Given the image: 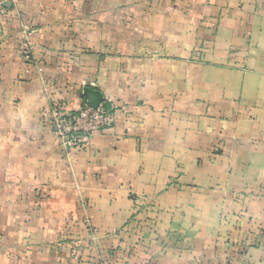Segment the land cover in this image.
<instances>
[{
	"label": "crops",
	"instance_id": "crops-1",
	"mask_svg": "<svg viewBox=\"0 0 264 264\" xmlns=\"http://www.w3.org/2000/svg\"><path fill=\"white\" fill-rule=\"evenodd\" d=\"M6 6L0 264H264V0ZM87 88L114 122L66 152Z\"/></svg>",
	"mask_w": 264,
	"mask_h": 264
},
{
	"label": "built area",
	"instance_id": "built-area-1",
	"mask_svg": "<svg viewBox=\"0 0 264 264\" xmlns=\"http://www.w3.org/2000/svg\"><path fill=\"white\" fill-rule=\"evenodd\" d=\"M0 0V16L7 12L6 3ZM30 57V53H27ZM53 133L66 152L78 148L84 139L92 137L114 122L113 108L105 98L96 107L85 103L72 116H65L60 109L53 108L49 113Z\"/></svg>",
	"mask_w": 264,
	"mask_h": 264
},
{
	"label": "water",
	"instance_id": "water-1",
	"mask_svg": "<svg viewBox=\"0 0 264 264\" xmlns=\"http://www.w3.org/2000/svg\"><path fill=\"white\" fill-rule=\"evenodd\" d=\"M86 91L90 97L88 104L96 108L103 101L104 95L100 91L91 90L89 88H87Z\"/></svg>",
	"mask_w": 264,
	"mask_h": 264
}]
</instances>
